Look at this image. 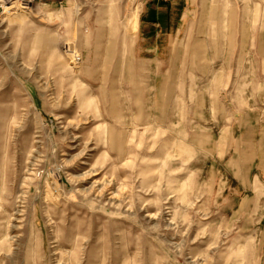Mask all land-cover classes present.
I'll return each instance as SVG.
<instances>
[{
    "label": "rangeland",
    "instance_id": "374dc122",
    "mask_svg": "<svg viewBox=\"0 0 264 264\" xmlns=\"http://www.w3.org/2000/svg\"><path fill=\"white\" fill-rule=\"evenodd\" d=\"M148 2L0 0V264H264V0Z\"/></svg>",
    "mask_w": 264,
    "mask_h": 264
},
{
    "label": "crops",
    "instance_id": "0c3cea01",
    "mask_svg": "<svg viewBox=\"0 0 264 264\" xmlns=\"http://www.w3.org/2000/svg\"><path fill=\"white\" fill-rule=\"evenodd\" d=\"M177 0H149L148 6H146V10H148V7L150 8V15H148V18L141 17L139 21V29L141 30V24L143 23H149L154 28H160L162 24L169 23V24H175L180 23L183 21L184 14L180 13L178 14V10L181 11L183 8V0H180V3L176 2ZM56 2V1H54ZM171 2V3H170ZM165 6L167 9L170 8L169 12L167 14L161 13L162 17L159 15L158 12L159 8H163ZM186 8V7H185ZM147 12V11H145ZM159 15V16H158ZM147 21V22H146ZM180 21V22H179ZM142 24V26H143ZM144 30V28H143ZM140 33H142L140 31Z\"/></svg>",
    "mask_w": 264,
    "mask_h": 264
},
{
    "label": "bare ground",
    "instance_id": "6f19581e",
    "mask_svg": "<svg viewBox=\"0 0 264 264\" xmlns=\"http://www.w3.org/2000/svg\"><path fill=\"white\" fill-rule=\"evenodd\" d=\"M18 4H12L10 7H15V6L18 7L19 6Z\"/></svg>",
    "mask_w": 264,
    "mask_h": 264
},
{
    "label": "built area",
    "instance_id": "2783aa9c",
    "mask_svg": "<svg viewBox=\"0 0 264 264\" xmlns=\"http://www.w3.org/2000/svg\"><path fill=\"white\" fill-rule=\"evenodd\" d=\"M75 61L79 62V61H80V59H78V57H77V59L75 58Z\"/></svg>",
    "mask_w": 264,
    "mask_h": 264
}]
</instances>
